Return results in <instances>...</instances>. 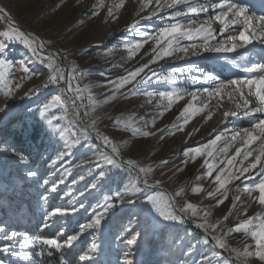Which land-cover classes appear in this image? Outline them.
I'll list each match as a JSON object with an SVG mask.
<instances>
[{"label": "rangeland", "instance_id": "1", "mask_svg": "<svg viewBox=\"0 0 264 264\" xmlns=\"http://www.w3.org/2000/svg\"><path fill=\"white\" fill-rule=\"evenodd\" d=\"M189 2L192 3V0ZM196 2L204 3L205 0ZM233 2L245 6L250 16L264 15V0ZM121 4L123 6L119 7ZM0 8L11 15L21 29L36 35L46 46L57 51L68 70L67 72L63 65L54 60L63 69L65 80L50 85L47 84L48 77L52 74L47 66L49 55L43 54L41 62L19 41H6L8 45L0 53V60L9 63L0 78V107L5 103L8 105L0 112V129L4 128L0 131V226L4 227L0 231V264H126L128 259L133 264H224V261L229 264H241V261L244 264V260L252 264H264L255 255L244 254L245 245L249 246V252H255V241L249 234L228 232L240 220L264 212V206L254 199L258 197V192L253 193L250 198L237 188L238 185H253L260 177L253 172L251 175L245 174L240 180H232L226 185L228 198L223 204H217L216 199L209 197L207 193L218 187L214 177L220 168H226L227 165L219 164L213 177H207L204 175V159L213 163H219L218 161L197 157L195 162L188 158L185 163L183 155V150L187 147L202 146L217 135L221 139L214 148L219 151L232 143L231 138L235 132L252 127V120L244 116L243 111L236 109L228 99V90H225L223 99L219 101L197 91L209 87V82L203 79L198 70L212 72L224 81L243 79L250 75L244 68L264 62V44L257 41L246 50L239 49L237 52L201 51L197 55L183 56L180 53L164 57L151 63L136 80H141L145 75L152 76L153 73L164 74L171 68L178 67L190 68L188 76L175 83H157L155 77L139 84L133 81L115 92L114 99L106 102V98L114 92V83L109 84V80L115 82L119 77L149 63L156 54L153 52L156 45L151 39L131 55L123 44L142 41L149 33L155 35L160 28L175 22L169 18V13L175 10L187 12L183 5L160 9L157 8L156 0H0ZM93 8L96 9L95 12ZM110 8L112 15H109ZM212 15L209 8L208 13L191 18L197 25L206 22L217 27L218 22L214 18L209 19ZM255 23L258 25L259 21ZM9 27L10 24L0 12V31L8 30ZM242 30V26L237 25L230 31L236 35ZM221 39L217 32V40ZM232 42L224 40L229 45ZM235 42L239 43L238 39ZM180 43L199 45L201 41L182 40ZM23 59L35 73L33 78L48 74L45 81L39 83L36 79L34 82L33 78L30 81L22 80L24 73L20 67L22 75L15 77L12 73L10 82L8 76L11 68L14 67L15 70ZM73 62L78 71H73ZM67 75L73 89L79 86V92L66 90ZM189 77L201 78L193 80ZM32 81L34 86L31 91H27V84ZM16 82H21L23 87L16 90ZM10 87L13 94L6 96L5 92ZM175 89L197 92L198 98L193 101L190 95H185L165 109L167 101L160 103L158 95L154 98L147 95L149 92L158 94ZM54 95H61L64 105L50 109L47 116L49 119L52 116H64L63 119L53 121V125L66 130L67 140L54 132L52 126L39 114V109ZM76 96L82 99H77L74 106L72 101ZM249 99L255 103L254 97ZM188 103L203 110L190 116L183 129H178L175 126L183 123L180 113ZM204 104L208 107L205 108ZM225 111H236L237 115L225 118ZM118 118L121 121L119 124L116 123ZM93 121L95 130L89 129L88 139L85 140V124L89 128ZM33 124L40 126L36 140L31 139ZM133 127L140 131L133 132ZM96 131L101 136H97ZM144 132L151 134L143 135ZM73 135L80 137L81 143L69 146L68 141ZM103 136L111 138L118 145L121 160L132 159L140 166H152L153 171L148 174L149 183L154 184L159 180V185L172 190L177 215L181 214L179 209L189 202L197 206L196 215L185 212L183 216L187 220H165L144 200V194L130 195L124 197V204L113 199L111 202L115 206L108 210L101 226L86 230L71 248L56 249L47 245L22 247L20 241L24 233L44 239L58 238L61 241L68 235L78 233L80 225L92 218V207L102 205L106 196L114 197L118 192L130 190L133 184L144 178L143 174L137 176L128 166L117 168L105 163L104 157L113 154L110 147L106 145L107 148H104L101 145L104 144L101 138ZM242 146L243 141L234 144L227 157L235 155L236 149ZM250 147L253 157L249 161L259 154V141ZM61 152H65V156L53 164V160ZM20 155L24 157L23 161L18 158ZM219 159L225 160L226 157L221 156ZM241 160L242 155L236 158V167H239ZM249 161H244V164L247 165ZM101 170L106 173L103 178L99 176ZM29 171H35L37 175L28 176ZM80 177L84 179L80 180ZM44 180H48V184H44ZM53 183L57 185L55 192L49 191ZM92 184L96 185L94 189L91 188ZM140 187L143 185L140 184ZM194 187L202 190L194 193ZM181 191L183 195H177ZM64 193L69 195L65 196ZM81 193L84 195L81 196ZM146 194L164 197L167 193L152 189ZM45 195L47 200L43 199ZM237 195L240 196V201L233 210V199ZM128 200L137 202L129 204ZM79 202H83L88 210L81 209L76 215L59 218L55 222L48 220L46 213L53 208L78 206ZM242 205L247 206L246 215L242 212ZM97 210L103 211L102 208ZM205 213H209L208 223L220 221L218 228L205 232L196 226L198 222H205ZM225 215H228L227 220L223 219ZM46 220L51 224L50 227L44 226ZM254 223H258V220ZM61 228L64 230L63 236L60 235ZM11 231L19 234L17 239L5 240L4 237ZM136 232L140 233L136 244H128L127 241ZM213 236L225 240L227 246L220 249L212 240ZM206 237L208 243H205ZM93 244L96 245L95 249H92ZM6 245L9 246V251H3ZM189 249L192 251L189 252ZM230 249H237L239 255ZM17 252H27L29 259L24 260L22 256L16 255ZM214 252L219 255L214 256ZM85 253L92 257L90 261L80 259Z\"/></svg>", "mask_w": 264, "mask_h": 264}, {"label": "snow or ice", "instance_id": "2", "mask_svg": "<svg viewBox=\"0 0 264 264\" xmlns=\"http://www.w3.org/2000/svg\"><path fill=\"white\" fill-rule=\"evenodd\" d=\"M195 4V6H193ZM157 8H176V6L183 5L187 12L181 13L179 10H175L169 13V18L175 22L166 25L159 29V31L153 35L149 33L144 37L142 41H136L134 43L125 42L123 47L129 51V54L136 53L140 48L143 47L145 43L149 39L155 42L156 47L153 48V52H155V56L149 63H145L142 66L136 68L133 71L128 72L126 75L121 76L115 82L109 80V84L114 83V92L112 95H109L106 98V102L115 98V92H118L124 85L131 84L133 81L136 84L147 82L153 77H155L157 83L165 82V83H175L178 79L185 78L188 76V73L191 71L190 68L178 67L171 68L164 74L156 75L153 73L152 76L145 75L141 80H136L141 73L145 72V69L149 68L151 63H155L159 59H163L164 57H172L175 54L182 53L183 56L197 55L199 52H215V53H227V52H237L239 49H247L249 45L259 41L261 44H264V15L259 17L248 15V9L238 3H234L233 0H205L204 3H197L196 0H192V3L189 0H164V3H161V0H156ZM102 6V5H101ZM123 5H119L122 7ZM144 5H142V8ZM209 8L212 10L213 15L209 16V19H213L218 22L217 27H213L211 23H200L197 25L196 21L193 20L192 16H198L201 13H208ZM95 8H93V12H95ZM3 9H0V12H3ZM155 12L153 13V15ZM109 15H112V9H109ZM181 18L178 20L177 18ZM150 18V17H149ZM259 21L258 25L255 23ZM139 23V21H137ZM241 25L242 31H238L236 35H233L230 31L234 26ZM135 27V25H133ZM217 32L220 33L222 39L217 40ZM0 37L4 39H0V53H2L6 47V41H19L23 45H25L31 52L32 56L37 57L43 62V52L45 45L44 42L37 36L31 33H27L22 30L15 21L10 22V27L8 30L0 31ZM200 40L201 43L197 45L196 43H191L190 45H183L180 42L182 40L194 41ZM239 41V43L235 41ZM224 40L233 41L230 45L224 43ZM163 42V46L161 44ZM159 49V50H157ZM58 54L50 53L48 57V68L52 70V74L48 77L47 84L58 83L59 81H64L65 76L63 74V69H61L58 64L54 63ZM30 58V57H29ZM9 66V63L6 60H0V78L3 77V70ZM19 67L22 68V72L26 75L22 76L21 79L31 80L35 73L31 71V69L27 66L26 60L23 59L19 62ZM73 71H78L73 62ZM202 73L203 79L209 82V87L203 88L202 91L207 95L208 98L215 99L217 101L222 100L225 95V90L227 91V97L230 101H232L235 105V108L243 111V115L252 120V127L245 128L240 131L235 132L232 136V143L228 144L223 149L216 151L214 146L217 144V141L221 139L220 135H217L215 139L211 140L209 143H206L202 146L196 147H187L183 150V155L185 157V163L188 162V158H192V162H195V158L197 157H208L211 158L212 161H218L219 163L210 162L209 159H204L203 165L206 168L204 173L207 177H213V172L219 166V164H226V168H220L219 172L215 175L214 181L218 185V187L214 191H208L207 195L209 197H213L216 199L217 204H223L224 201L228 198V188L226 185L232 180H240L242 176L245 174L251 175L253 172L256 173L260 178L257 183L253 185H240L237 186L238 191H242L247 194L248 197L252 198L253 193L258 192V197L254 199L259 205L264 206V62H257L251 67L244 68V71L250 73L249 76H246L243 79H230L227 81L222 80L219 76L215 75L212 72L204 73L202 69L198 70ZM75 78V77H73ZM190 79L196 80L201 77H189ZM68 87L67 91L69 92H79V86L77 85L75 89H73L71 79L66 81ZM47 84L45 86H47ZM23 87L21 82H16L14 84V88L19 90ZM31 91V90H30ZM38 91V89H35ZM13 94V89L10 87L8 91L5 92L6 96H10ZM29 93H26V95ZM149 97L154 98L156 95L159 97V102L164 104V108H170L171 105L177 102L180 99H183L185 95H190L192 100L195 101L197 97V92L189 93L187 89H175L172 91H161L158 94L147 93ZM249 97L255 98V103ZM82 99V97L76 96L74 97L72 103L76 106V100ZM203 104V101H201ZM63 106L64 100L61 95H54L51 100L44 104L39 109V114L42 118H44L49 126H52V130L56 132L61 138L67 140L66 130L62 128H56L53 125V121L63 119L64 116H52L51 119L48 118L47 113L50 109L56 106ZM8 105L5 103L3 107H0V112H3ZM204 107H208L207 104H204ZM202 108L194 107L193 103H188L181 111L180 117L183 118V123L176 125L178 129H183L184 125L188 123V119L193 114L202 111ZM66 115V113H65ZM79 115V113H77ZM87 115V113H85ZM211 113H209V116ZM224 117H230L237 115L236 111H225L223 113ZM121 121L118 118L116 123L119 124ZM92 130H95V121L90 125ZM89 129H85L84 139H88ZM140 129L133 127V132H139ZM151 133L144 132L143 135H150ZM97 136H101L99 131H96ZM104 144L110 147L112 156L104 157V161L109 166H115L117 168H121L122 166H128L132 170L137 173V176L143 174V179L133 184L130 190L126 192H118L114 197L106 196L104 198V203L97 204L95 207L91 208L92 218L87 222L83 223L79 227V232L76 234L68 235L66 239L60 240L58 238H48L44 239L39 236H30L28 233H24L23 238L21 239L22 247H34L36 245H40L41 247L47 245L54 247L56 249L62 248H71L76 242L80 235L89 229H98L102 222L104 221L107 212L110 208L114 207L111 201L115 199L120 204H124L125 196H134L138 194H144V200L148 202L165 220L171 221H183L184 216L183 213L190 212L192 216L196 215L197 206L191 202L187 203L183 207L179 209L180 215H177L174 211L175 204L172 203L171 199H165L163 195L157 194H146L151 191L153 188L157 187L160 184L159 180H156L154 184H149L148 174L153 171L151 165L149 166H140L137 161L129 159L127 161H123L119 159L120 148L116 143H114L111 138L107 136L101 137ZM239 141H243L242 147L236 149L235 155L231 157H227V153L229 149ZM257 141L260 143L259 154L255 155L254 158L249 161L250 157H253V152L251 149V145L255 144ZM69 146L79 145L81 143V139L78 136L73 135L72 139L68 141ZM14 151V150H13ZM215 153V154H214ZM65 152L59 153L56 158L53 160V164L63 159L65 156ZM242 155V160L239 162V167H236L235 161L236 158ZM221 156L226 157L225 160H220ZM21 161H23L24 157L20 155L18 157ZM244 161H249L247 165L244 164ZM28 176H36L37 172L29 171L27 173ZM106 173L101 170L99 172V176L103 178ZM80 180H83L84 177H80ZM61 182H63L61 180ZM75 182V181H74ZM44 184H48V180L43 181ZM140 184L143 187H140ZM96 187L95 184L91 185V188L94 189ZM57 185L55 183L52 184V187L49 191L55 192ZM202 189L199 187H194L192 191L194 193L200 192ZM223 190V191H221ZM65 196L69 195V193H64ZM84 194L81 193V196ZM177 195H183V191L178 193ZM43 199L47 200V195L43 197ZM240 201V196L237 195L233 199L232 209L235 210L237 203ZM137 201L128 200L127 203L135 204ZM102 208L103 211H98L97 209ZM81 209L87 211L85 204L83 202H79L78 206L72 207H55L51 211L46 213L48 220H52L55 222L59 218L76 215ZM242 212L244 215L247 214V206L242 205ZM229 212L228 215H230ZM209 213H205V222L197 223L196 226L198 228L204 229L205 232H208L210 229L215 230L219 227L220 221L216 223H208L207 216ZM228 215L223 217L224 220L228 219ZM48 220L45 221V227H50L51 224L48 223ZM258 223H254L257 221ZM4 227L0 226V231H3ZM228 232H236V233H246L249 234L255 241V252L248 251V245L244 247V254L246 256L255 255L259 260L264 261V212L258 214L257 216L250 217L247 219H242L238 223L234 224L232 227L228 229ZM18 233L15 231H11L6 234L4 237L7 241H12L17 239ZM60 235H64L63 228L60 229ZM140 233L136 232L132 235L131 239L127 241L130 245H135L137 239L139 238ZM212 240L219 246L220 249H224L227 246V242L221 239L219 236H213ZM205 243H208V238H205ZM96 245H92V249H95ZM9 246H5L3 251H9ZM192 249H189L191 252ZM230 251L239 252L237 249H230ZM16 255L22 256L24 260L29 259V254L27 252H17ZM214 256H218L219 253H213ZM82 261H90L92 257L85 253L80 257ZM126 264H133L131 259L126 260ZM224 264H229L228 261H224Z\"/></svg>", "mask_w": 264, "mask_h": 264}, {"label": "bare ground", "instance_id": "3", "mask_svg": "<svg viewBox=\"0 0 264 264\" xmlns=\"http://www.w3.org/2000/svg\"><path fill=\"white\" fill-rule=\"evenodd\" d=\"M8 16H9V18L12 20V16L11 15H9L7 12H5ZM158 14V13H157ZM22 30H24V31H27L26 29H24V28H22ZM28 33H31V32H29V31H27ZM32 34V33H31ZM45 45V44H44ZM44 48H47V49H49V50H52V51H54L55 52V50L52 48V47H48V46H46L45 45V47ZM57 52V51H56ZM55 52V54H58L57 55V57L62 61V56L59 54V53H56ZM63 62V61H62ZM13 75L15 76V77H18V76H21L22 75V73H21V69H20V67H18V65L16 66V69L14 70V73H13ZM46 76H48V74H45V75H41V76H39L38 78H36V77H34L33 79H35L34 80V82H36L37 80L39 81V83H41L42 81H45V79L47 78ZM37 79V80H36ZM32 80V79H31ZM28 87L26 88V90L28 91V90H30L33 86H34V84H33V81L32 82H28ZM36 85V84H35ZM89 126V125H88ZM88 129H90V130H92L91 128H90V126H89V128ZM123 157H126L125 155H122ZM150 184V183H149ZM158 187H162V188H165L167 191H168V194H164V198L167 200V199H171L172 200V202H173V204H174V194H173V192H172V190H170L169 188H167L166 186H164V185H158ZM155 190V189H154ZM244 264H252L250 261H248V260H244Z\"/></svg>", "mask_w": 264, "mask_h": 264}, {"label": "water", "instance_id": "4", "mask_svg": "<svg viewBox=\"0 0 264 264\" xmlns=\"http://www.w3.org/2000/svg\"><path fill=\"white\" fill-rule=\"evenodd\" d=\"M1 9V8H0ZM3 15H4V17H5V19L7 20V22L10 24V22L11 21H13V20H11L10 18H9V16L5 13V11H3V12H1ZM19 25V24H18ZM19 27H20V25H19ZM25 32H27V31H25ZM28 33V32H27ZM36 36V35H35ZM42 52H43V54L44 55H49L50 53H55L54 51H52V50H49V49H47V48H44L43 50H42ZM59 64H61V65H63V63L61 62V60L58 58V57H56V59H55ZM63 67L66 69V71L68 72V70H67V66H65V65H63ZM69 79V76L67 75V78H66V81ZM66 81H65V86H66V89H67V87H68V85H67V83H66ZM83 124H84V121H81ZM85 126H86V128H88L87 127V125L85 124ZM91 133V132H90ZM95 139V138H94ZM99 144H101L100 142H99ZM104 148L106 147L107 148V146L106 145H104V144H101ZM120 159V158H119ZM121 160V159H120ZM141 181V180H140ZM153 189H158V190H160V191H162V192H164V193H167L168 194V191L165 189V188H162V187H155V188H153ZM172 201V200H171ZM173 203V202H172ZM176 208V207H175ZM185 217V216H184ZM185 219H186V217H185ZM187 220V219H186ZM230 257V259H233V257H231V256H229ZM241 264H242V262L241 261H239Z\"/></svg>", "mask_w": 264, "mask_h": 264}, {"label": "trees", "instance_id": "5", "mask_svg": "<svg viewBox=\"0 0 264 264\" xmlns=\"http://www.w3.org/2000/svg\"><path fill=\"white\" fill-rule=\"evenodd\" d=\"M3 129L4 128H1L0 131H2ZM39 131H40V126L38 124H33V131H32L31 139L36 140Z\"/></svg>", "mask_w": 264, "mask_h": 264}, {"label": "built area", "instance_id": "6", "mask_svg": "<svg viewBox=\"0 0 264 264\" xmlns=\"http://www.w3.org/2000/svg\"><path fill=\"white\" fill-rule=\"evenodd\" d=\"M12 73H14V67H12L11 70H10V72H9V76H8V77H9L10 82H11V74H12ZM24 75H26V74H23V76H24ZM51 84H53V83H51ZM51 84H50V85H51Z\"/></svg>", "mask_w": 264, "mask_h": 264}]
</instances>
